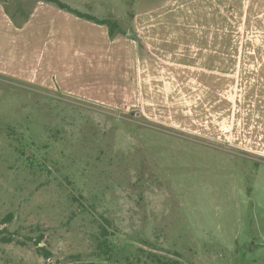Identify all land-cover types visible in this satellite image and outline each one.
Listing matches in <instances>:
<instances>
[{
  "label": "rangeland",
  "instance_id": "374dc122",
  "mask_svg": "<svg viewBox=\"0 0 264 264\" xmlns=\"http://www.w3.org/2000/svg\"><path fill=\"white\" fill-rule=\"evenodd\" d=\"M62 1L114 19L117 37L0 0V264H264L257 158L137 114L120 31L167 0Z\"/></svg>",
  "mask_w": 264,
  "mask_h": 264
},
{
  "label": "crops",
  "instance_id": "0c3cea01",
  "mask_svg": "<svg viewBox=\"0 0 264 264\" xmlns=\"http://www.w3.org/2000/svg\"><path fill=\"white\" fill-rule=\"evenodd\" d=\"M131 25L137 114L257 158L247 199L263 201L264 0H167Z\"/></svg>",
  "mask_w": 264,
  "mask_h": 264
},
{
  "label": "trees",
  "instance_id": "16d2710c",
  "mask_svg": "<svg viewBox=\"0 0 264 264\" xmlns=\"http://www.w3.org/2000/svg\"><path fill=\"white\" fill-rule=\"evenodd\" d=\"M46 2H50V3H53L55 4L56 6H58L59 8L61 9H64L68 12H71L73 14H75L76 16L78 17H82V18H85L87 20H91V21H94L96 23H100V24H107L109 26V35L112 37L116 34L117 30H116V21L114 19H111V18H98L96 17L95 15H92L90 13H87V12H82L80 10H77L73 7H71L70 5H68L67 3L63 2L62 0H44ZM120 32L122 33H125V31L121 30ZM135 35V34H134ZM10 215H7V217H5V219H2L1 223L0 224H3L6 220V218H9ZM5 233V228H0V240L2 242H11L13 239L12 237L10 236H6L4 235ZM100 233H101V236L103 237H106L107 235V231L105 229V227L102 225L100 227ZM41 237H39L37 240L34 241V245L35 246H38L39 244V239ZM38 249L37 250H41L43 251V254L45 256H49V251L43 249V247H37ZM166 264V263H164ZM172 264H177V261H174Z\"/></svg>",
  "mask_w": 264,
  "mask_h": 264
}]
</instances>
